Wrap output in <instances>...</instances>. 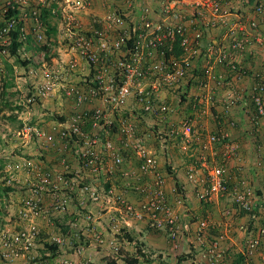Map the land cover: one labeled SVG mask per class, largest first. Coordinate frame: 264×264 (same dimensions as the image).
<instances>
[{
    "label": "built area",
    "instance_id": "built-area-1",
    "mask_svg": "<svg viewBox=\"0 0 264 264\" xmlns=\"http://www.w3.org/2000/svg\"><path fill=\"white\" fill-rule=\"evenodd\" d=\"M33 1L0 3V58L9 56L16 30H20L25 42L32 34L37 44L53 48L56 36L46 34L48 26L40 9L31 5ZM52 1L59 4L56 0H40V5L51 9ZM111 1L114 6L105 15L95 16L87 28L67 19L62 39L77 58L57 60L50 66L35 65L29 74L34 81L33 91L24 103L29 111L35 106L43 107L44 98L61 92L72 102L73 112L65 122L55 123L52 130L25 120L17 137L26 145L36 143L43 151L49 147L59 154L68 152L75 163L61 157V169L51 170L44 164L40 150L37 161L24 157L14 166V173H28L19 211L23 226L17 232L0 231L2 264H27L33 260L41 236L38 219L52 211L60 216L69 214L75 199L76 219L69 225L77 228L83 220L92 233L91 240L99 245L106 240L96 232L98 220L92 208L102 206L101 212L115 211L124 217H108L113 232L109 245L115 254L121 252L123 229L129 232L135 221L145 222L150 229L166 230L176 246L189 237L203 242L209 229L220 226L211 217L199 220L193 232L188 222L181 223L179 209L186 206V198L175 187L169 190L159 161L176 139L186 142L194 135H204L206 130L196 128L188 119L180 125L170 120L176 109L167 95L179 101L181 95H186L196 111H206L202 106L207 104L210 109L222 101L231 128L236 127L230 116L232 110L247 99L254 108L252 123L260 126L264 122V0ZM69 2L62 5L64 13ZM73 5L78 10L91 8L89 0H77ZM51 12L55 14L57 10L52 8ZM233 17L237 20L233 21ZM215 30L220 35L213 41L208 37ZM254 49L263 55V60L260 69L250 70L244 66L243 58ZM24 50L23 47L21 51ZM80 69L87 72L78 73ZM256 133H260L258 128ZM205 138L204 150L217 153L216 147H221L222 163L213 165L201 156L205 175L202 185L195 178V169L190 170L189 179L198 183L197 197L201 202L211 204L229 198L234 208L223 210L228 220L225 229L207 244L201 259L204 264H226L228 255L223 242L232 233L236 212L250 213L255 220L258 214L252 213L255 199L249 183L238 175L232 184L226 175L227 161L240 157L238 144L229 141L230 135L224 129ZM151 139L154 143L149 145ZM130 195L138 196L137 202ZM237 230L248 234L240 254L249 264L264 249V225L252 230L241 224ZM88 239L77 233L56 235L50 243H67L71 248L77 244L76 251L81 253ZM57 264L75 263L62 257Z\"/></svg>",
    "mask_w": 264,
    "mask_h": 264
},
{
    "label": "crops",
    "instance_id": "crops-1",
    "mask_svg": "<svg viewBox=\"0 0 264 264\" xmlns=\"http://www.w3.org/2000/svg\"><path fill=\"white\" fill-rule=\"evenodd\" d=\"M67 1L71 2V0L58 1L59 4H57V7L58 5L64 6ZM89 1L91 2V8L84 10L82 14L79 15V17H81L85 21L89 20V11L91 13L94 11L95 14L103 16L108 10L111 9V6H114L111 0ZM3 2L4 0H0V3ZM53 20L51 19L50 21V28L52 29L53 27H55V33L57 34V26L52 23ZM232 20L236 21L237 19L233 17ZM244 21L245 20H243V22ZM48 30L46 32L47 35ZM219 35V30H215L212 31L211 34H209L208 38L212 39L213 41H216L217 39L215 38H218ZM33 40V35L29 34L28 43L26 44V46H24V48L28 50L30 55L34 52L35 49L33 48ZM206 42L209 43V39H207ZM64 48H67L66 44L62 47V49ZM62 49H60L59 51H61ZM71 55L73 56L72 58H77V54ZM262 57L263 55L259 54V52L254 49L252 53H250V55H246L243 58V64L250 70L260 69L259 67H261V61L263 60ZM70 58V56L69 58L65 56L62 59L68 60ZM3 59L8 60V63L0 65L1 85H7V89L5 92L0 90V116L6 119H3V121L7 123H9L8 120H27L29 123H31L32 121L31 124H39L41 126H44L47 130H52L53 125L57 122H65L66 119L73 112L72 102L69 101L68 105L64 106L65 108L62 110L65 111L62 112L57 118H49L47 116H45L47 117L45 118L43 117V115H38V110H44V108L50 110V100L47 98L43 99V107L38 106L36 108L35 106L32 111H29V109L24 105V103L30 95L29 93L33 91L32 84L34 83V81L32 76H30L29 74L32 72V69H34V67L31 65L21 67L17 64H12V59ZM81 72H87V70L80 69L78 73ZM194 92H196V90H194ZM57 93H60V95L64 96L61 92ZM167 98L170 100L172 106L176 109L175 114H173L170 120H173V122H176L178 125L184 120L188 119L195 125L196 128L206 130L204 135L203 133H201L200 137L194 135L186 142L180 138H178V140L176 139V141L170 145L167 154L164 156H160L159 167L161 172H163L166 176V181L169 190L174 187L176 189L179 188L180 193L186 198V211H190V214H186L187 212L184 211L182 213L179 210V217L181 219V222H188L191 225L193 232L197 225V221L194 223L193 221L201 220L208 216L211 217L213 222L217 226H220L219 229L223 231L228 221L226 218L223 217V210L225 208H232L234 205H232L231 202L227 200V198L215 200L211 204H203L197 197V192L200 188H197L198 183L199 186L202 185L201 182L205 178L201 166V156L206 157L209 160L210 164L220 165L222 163L221 147H216L217 153L208 150L206 151L203 149V145L206 138H203L205 137V135L218 133L220 129L226 130L230 135L229 141L238 144V146L240 147L239 159H234L230 161L226 166L227 178H232V180H230L233 181V178L237 176V168L242 167V174L249 181H247L246 179L245 180L249 184H252L249 179L250 170H252V168L261 170V166H264V164L258 161L260 156V159H263L262 161H264V122H262L260 126L256 125L255 123H251L254 114V108L253 105L247 101V99L246 101L240 102L235 107V109L232 110L230 116L232 120L236 121L238 125L236 124V127L231 128L229 127L228 123H226L228 121L224 114L223 102L220 100L221 96L217 97L221 102H216V104L212 105L210 109L207 104L202 106V108L206 109V111L194 110L192 108L194 103L188 100L179 101L176 96L173 97L171 95H167ZM53 102L59 103L58 99L53 100ZM222 117L225 119H222ZM36 120H38L37 123H33ZM256 128L260 130V133H256ZM257 136L258 139H256ZM252 138H254V140ZM5 142L8 143V141ZM23 143L25 142L23 141ZM153 143L154 139H151L149 141V145H152ZM6 148L8 152L14 154L16 159H18L20 156H24L32 157L36 160V158H38L37 154H39V152H41L40 150H42L41 146L39 147V145H36V143H33L31 145L28 144L25 146L20 142L18 143V145L13 142ZM15 148L16 150H13ZM42 152L44 154L42 158L43 162L50 169H61V166L58 162V159L61 157H67L73 163H75V161L71 158V155L68 152H65L64 154H59V152L55 151L54 149L49 150V147H46L45 151L42 150ZM215 154H217V156H215ZM2 161L4 165L8 163L7 161H5V159H2ZM11 162H13V160ZM192 169L196 170V173H194L195 178L198 180V183L196 185L193 181L189 179V172ZM5 171L6 168L4 166L2 172H0V181L2 180V178L5 179V177H7ZM262 172L264 173V171ZM263 176L261 177L264 178ZM16 179L17 181L19 179L18 182L26 180V174L19 177L18 175H16ZM7 188L8 187H5L4 184H0V231L6 229L12 232H17L15 231L17 228L8 229L2 227L6 226V224L4 225V221H9V217H11V215L8 214V205L5 204L4 200L9 202V206L14 205L13 207L16 209L15 213L20 219L19 211L22 208V201L25 196L22 197L24 195V192L19 190H11L7 193ZM130 198L134 202H137L138 200V196L136 195H130ZM49 203L50 198L49 196H47L45 205L48 206ZM77 205L78 202L77 199H75L71 205L69 214L63 216L54 213L51 208H49L52 211L50 212V215L38 219V224L41 230V236L38 239L36 250L32 255L34 259H30L27 264H57V261L62 257L72 260L75 264H127L124 258L119 254H115L111 248V245H109V242L113 239V232L111 231V228L108 224L109 215L112 214L119 220H123L124 217L115 211L113 213L103 211L101 212V210H103L102 206L92 208V211L95 213L96 218L98 220L96 232L98 234L103 235L106 240V243L104 245H99L94 240H91L92 233L89 232L90 230L88 229L87 224L83 220H80L77 228L71 227L69 225L71 221L76 219L74 210L77 209ZM194 210L196 211L195 215L194 213H192V211ZM259 212H264V207L261 206ZM258 217L264 220V214L258 215ZM253 222L254 221H251L249 216L247 217L245 215H240L236 217L235 222L232 224V233L227 239V241L223 244L228 255V264H247L240 252L244 245L245 238L248 234L239 232L236 227L240 224H248L251 225L252 230H255L258 223L254 222V224H251ZM21 223L22 225L18 226L19 230L23 226L22 221ZM132 223L133 227L128 232V237L135 238V233L142 232V238H139L138 236V239L142 246V252L145 253V257L140 260L139 264H144V262H149L148 264H196L197 261H200L204 264L201 259L203 250L205 249L203 248V245L204 243L205 245H207L208 243H206V241L215 238V235H217V233H219L220 231L219 229H217L216 231H214L215 235L205 236L203 242H198L196 238L189 237L188 239L184 240L179 246H176L171 240H169V237L165 232L153 231L152 229L146 226L145 222L142 221H135ZM67 233H72L71 235L76 233L82 234L86 235L89 238L87 241L88 245L84 247L83 252L78 253L76 251L78 246L77 244L75 248H71L70 245L67 243L63 246H57L50 243V239L53 236L61 235L64 237H68ZM127 238L119 239L120 246L122 247L124 245L123 249H125L126 252L131 253L130 257H135L137 256V254H134L136 249L133 250L134 247L131 244L128 245L129 247L125 246L127 244ZM130 242L132 244H136L135 240H132ZM55 247H57V251H54ZM182 248H187L185 249L186 251L184 250V256L176 259L173 258L174 255L177 254ZM149 252L154 253V255H152L151 257L147 256L146 254ZM262 252H264V249H262L261 252L257 253L249 264H264V260L262 258V254L264 255V253ZM235 256L239 260L237 263H234V259L236 258ZM21 262L25 263L24 260H22ZM2 263L3 261L0 257V264Z\"/></svg>",
    "mask_w": 264,
    "mask_h": 264
},
{
    "label": "rangeland",
    "instance_id": "rangeland-1",
    "mask_svg": "<svg viewBox=\"0 0 264 264\" xmlns=\"http://www.w3.org/2000/svg\"><path fill=\"white\" fill-rule=\"evenodd\" d=\"M66 1V0H65ZM53 2V1H52ZM76 1L74 0H71V2H69L68 4H67V10L65 11V13L63 12V7L62 6H59L58 5V7L56 8V10H57V12L55 13V14H53L52 16H53V18H52V20L53 19H56V20H53L52 21V23L55 25V26H57V34H56V37H55V40H56V42H54L53 43V48H51L50 49V51H49V54H48V58L45 56V54H44V52H42V51H40V48L42 47V46H44L43 44H39L38 43V45H35L33 42V48H35L34 49V52L30 55V53L28 52V50H24V51H21V53H20V55H19V61H17L16 60V58L15 57H12V56H6V57H1L0 58V65L1 64H5V63H8V60L7 59H3V58H9V59H12L13 60V63L12 64H17V65H19V66H21V67H26V66H24V65H22V63L23 62H28L27 63V66L28 65H31V66H43V65H45V64H48L49 66L50 65H53V63H55L57 60H66V59H62L63 57H65V56H67V58H69V56L72 58L73 56L71 55V54H73V55H75L76 54V52L74 51V50H72V49H70V47H67V48H64V49H68V50H64V49H62V47L65 45V44H67L66 42H64L63 41V39L62 38H65V35H64V30L66 29V24H67V19L69 18V20L71 21V22H73V23H75L76 21L77 22H80V23H82L83 24V26L84 27H88L90 24H91V22H92V19L95 17V16H99V15H97V14H95V12L93 11L92 13L89 11L88 12V14H89V20H87V21H85V20H83L81 17H79V15L80 14H82V12L84 11V10H78L79 8H77V9H75V7H74V3H75ZM55 3V2H54ZM31 5H34V7H37L38 9H40V11H41V16H42V8L43 7H41V5H40V0H34L33 2H32V4ZM43 18V17H42ZM44 20V19H43ZM66 23V24H65ZM40 47V48H39ZM60 49H62L61 51H59ZM37 50V51H36ZM63 56V57H62ZM28 59H30V60H28ZM30 62H31V64H30ZM37 81H39V80H37ZM47 99H49L50 100V106H49V108H50V110L49 109H47V108H44V110H38V115H40V116H42V115H44L46 112L45 111H47L48 113H53L54 114V116H49V115H45V116H47V117H51V118H57V116L59 115V114H61L62 112H64L65 110H62V109H64L65 107L64 106H66V105H68V103H69V101L64 97V96H62V95H60V93H55V94H53L52 96H50L49 98H47ZM56 99H58V101H59V103H55V102H53V100H56ZM132 106V105H131ZM48 107V106H47ZM60 112V113H59ZM5 116V115H4ZM7 116V115H6ZM45 116H43V117H45ZM47 117H45V118H47ZM3 119H5V118H3L2 116H0V149H4V148H6V147H8L10 144H12L13 142H14V140H10V138H11V136H12V134H13V132L14 131H16V129H18V128H20L21 127V123H22V121H17V120H14V121H10V120H8V122L9 123H7V122H5V121H3ZM6 120V119H5ZM37 121L38 120H36V121H34L33 123H37ZM21 122V123H20ZM31 123H32V121H31ZM44 127V126H43ZM3 135H6V136H8V138H9V141H8V143H6L3 139H2V136ZM1 152V151H0ZM37 159V158H36ZM263 171V170H262ZM23 173V174H22ZM18 175V177L19 176H22V175H25V173L24 172H21V173H19V174H17ZM18 181H19V179H18ZM1 183V185H3L4 184V180H3V178H2V180L0 181ZM21 183H23L24 185H23V187H25L26 186V182L23 180V181H20ZM196 185V184H195ZM198 188V187H197ZM20 188L18 187V190H19ZM19 191H22V190H19ZM22 192H25V189H23V191ZM25 196V193H24V195L22 196V197H24ZM4 202H5V204H7L8 205V208L7 209H9V213L8 214H10L11 215V217H9V221H4V225L6 224V226H2L3 228H8V229H10V228H17L15 231H18L19 230V228H18V226L19 225H22V223H21V220L17 217V215H16V209L13 207V206H9V202L8 201H5L4 200ZM201 202V201H200ZM11 203V202H10ZM187 203V202H186ZM182 213H183V211L184 212H187L186 214H190V211H186V206H183V207H181L180 209H179ZM192 213H194V215H195V213H196V211L194 210V211H192ZM194 217V216H193ZM194 218H196V217H194ZM197 219V218H196ZM198 222L199 220H194L193 221V223L194 222ZM184 223V222H183ZM147 226V225H146ZM153 230V229H152ZM157 232H159V231H157ZM141 234V235H140ZM147 234H149V233H147ZM138 236H139V238H142L141 236H142V232H140V233H135V238H133V240H135V243L136 244H132L131 242H130V239H128L127 238V244L125 245L126 247H129L128 245L129 244H131L133 247H134V249L133 250H135V252H134V254H136L137 253V249H138V247L139 246H141V243H140V241H139V239H138ZM123 247H124V245L121 247V255L120 256H122L123 258H124V260H125V257H129V258H131L130 257V252H126L125 251V249H123ZM185 249H187V248H185ZM184 248H182L177 254H175L174 255V257L173 258H181V257H183L184 256V254H185V250ZM185 250V251H184ZM147 256H149V257H151L152 255H154V253H147L146 254ZM157 258V257H156ZM142 259V257L140 258V260ZM150 260H151V258H150ZM149 262H144V264H148ZM151 264H154V263H151ZM158 264V263H157Z\"/></svg>",
    "mask_w": 264,
    "mask_h": 264
},
{
    "label": "trees",
    "instance_id": "trees-1",
    "mask_svg": "<svg viewBox=\"0 0 264 264\" xmlns=\"http://www.w3.org/2000/svg\"><path fill=\"white\" fill-rule=\"evenodd\" d=\"M56 1H62V0H56ZM50 8L51 9H47V8H42V17H43V19H44V22H45V24L49 27V30H48V36L51 38V36H56V33H55V27H53L52 29L50 28V21H51V19L53 18V14H52V8L53 9H56L57 8V4H56V2L54 3V2H51V4H50ZM16 13H19V12H16ZM21 33H20V30H16V31H14L13 33H12V37H11V44H10V46H9V52H10V55L12 56V57H15L16 58V60L17 61H19V55H20V51H21V49L24 47V46H26V44L28 43V37H27V41L25 42V41H23L22 40V38H21ZM33 42H34V44L35 45H38L34 40H33ZM40 48V47H39ZM40 51H42V52H44L45 53V56L47 57L48 56V54H49V51H50V48L49 47H47V46H42L41 48H40ZM48 58V57H47ZM27 61L26 62H23L22 63V65H24V66H26L27 65ZM6 89H7V85H1V87H0V90H2L3 92H5L6 91ZM181 99H182V101H184V100H188V98L186 97V95H181ZM251 104V103H250ZM253 110V109H252ZM0 114H1V112H0ZM15 117V116H14ZM223 119H225V118H223ZM228 121V120H227ZM251 121V120H250ZM226 123H228V122H226ZM251 123H252V121H251ZM237 124V123H236ZM178 125H180V124H178ZM238 125V124H237ZM241 127V126H240ZM255 132V131H254ZM253 140H254V138H252ZM256 139H258V136L256 137ZM256 141V140H255ZM261 158V156L259 157V162L260 163H262V164H264V161H262L263 159H260ZM264 158V157H263ZM233 159H230V160H228L227 161V163L226 164H228L230 161H232ZM2 169H3V162H2V160H0V172H2ZM242 167H238L237 168V176L238 175H240V176H242L244 179H246L247 181H249L247 178H245L244 176H243V174H242ZM264 175V173L261 171V170H257V169H254V168H252V170H250V174H249V176H250V181H251V183L252 184H249V186H250V188L253 190V193H254V199H255V202H254V205L252 206L253 207V209H252V213H254V214H258L259 215V209H260V207L262 206V207H264V178H262L261 176H263ZM264 177V176H263ZM230 178V177H229ZM231 180H232V178H230ZM229 179V181H230V183H232L233 184V181H231ZM234 179V178H233ZM179 189V188H178ZM11 191V189L8 187L7 188V190H6V192L8 193V192H10ZM229 198H227V200H228ZM203 203V202H202ZM204 204V203H203ZM233 208H234V206H233ZM240 215H245V216H249V218H250V220L251 221H254V222H256V223H258V225H257V227L256 228H259L260 226H262V225H264V220H262V218H260V217H258L256 220L255 219H253L252 218V214H250V213H247V212H245V211H242V212H236V217H238V216H240ZM208 217V216H207ZM206 218V217H205ZM236 220V219H235ZM180 221H181V219H180ZM254 222L253 223H251V224H254ZM182 223V222H181ZM238 225V224H237ZM236 225V226H237ZM241 225V224H240ZM245 225H248V224H245ZM239 226V225H238ZM237 226V227H238ZM249 226V228H251V225H248ZM236 227V228H237ZM217 229H219V228H214V229H209L208 231H207V233H205V235H204V237L205 236H209V235H215V233H214V231H216ZM252 229V228H251ZM220 230V229H219ZM153 231H159V232H165L167 235H168V237H169V234H168V232L166 231V230H158V229H153ZM221 231V230H220ZM219 231V233H217V235H215V238H213V239H210V240H208V241H206V243H210V242H212L214 239H216L220 234H222V232H220ZM123 232H124V234H123V237H121V239H123V238H127L128 237V235H129V233L127 232V230L126 229H123ZM72 234V233H71ZM70 233H67V235L69 236V235H71ZM128 239H130V241H132L133 240V238H131V237H128ZM169 240H171L172 241V239L169 237ZM227 241V240H226ZM225 241V242H226ZM225 242H223V243H225ZM174 243V242H173ZM52 246V245H51ZM206 246L207 245H203V248H206ZM52 248V247H51ZM54 251H57V247H55L54 248ZM137 256H135V257H131V258H129V257H125V261H126V263L127 264H139V262H140V258L142 257H145V253L144 252H142V246H139L138 247V249H137ZM119 255H121V252L119 253ZM236 257V256H235ZM228 260V256L225 258V263L226 264H228L227 261ZM242 260V259H241ZM239 260H238V258L236 257L235 259H234V263H237Z\"/></svg>",
    "mask_w": 264,
    "mask_h": 264
},
{
    "label": "clouds",
    "instance_id": "clouds-1",
    "mask_svg": "<svg viewBox=\"0 0 264 264\" xmlns=\"http://www.w3.org/2000/svg\"><path fill=\"white\" fill-rule=\"evenodd\" d=\"M11 55L9 54V57H10ZM2 57H6V56H2ZM1 82V81H0ZM1 87V86H0ZM21 106H23V105H21ZM46 113L43 115V116H45V115H49V116H51L50 114L51 113H48L47 111H45ZM53 114V113H52ZM60 115V114H59ZM58 115V116H59ZM53 116H54V114H53ZM57 116V117H58ZM37 125H39V124H37ZM22 126H23V121H22V125H21V127L20 128H18V130H20L21 128H22ZM40 127H43V126H41V125H39ZM45 128V127H44ZM18 130H16V131H14L13 132V134H12V136H11V138H10V140H14V142H15V144L16 145H18V143L20 142V143H22L23 145H25L26 146V144L25 143H23V141H22V139H20V138H18L17 137V135H16V133L18 132ZM2 139L4 140V141H9V138H8V136H3L2 137ZM13 150H16V148L15 149H13ZM0 160H2V159H5V161H7L8 163L6 164V165H4V163H3V167L5 166V168H6V171H5V173L7 174V177H5V179H3L4 180V186L5 187H9L11 190H18V187L20 188L19 190H22V187H23V183H21V182H18L17 181V179H16V175L17 174H19V173H21V172H24L25 174H26V180H24L26 183H27V178H28V173H27V171H20L19 173H14L13 171H12V169L14 168V166L17 164V163H20V161H22V158H24V156H20L18 159H16L15 158V156H14V154L13 153H10V152H8L7 151V148H4V149H0ZM13 160V162H11ZM3 162V161H2ZM13 172V173H12ZM13 175V177H14V182L10 185L9 183H10V178H11V176ZM23 191V190H22ZM25 193V192H24ZM25 195H26V193H25Z\"/></svg>",
    "mask_w": 264,
    "mask_h": 264
}]
</instances>
